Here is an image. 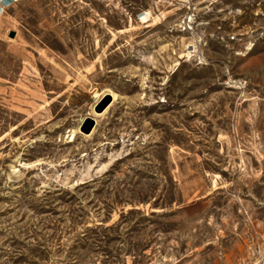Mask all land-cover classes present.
Masks as SVG:
<instances>
[{"label":"rangeland","instance_id":"374dc122","mask_svg":"<svg viewBox=\"0 0 264 264\" xmlns=\"http://www.w3.org/2000/svg\"><path fill=\"white\" fill-rule=\"evenodd\" d=\"M0 264H264V0L8 9Z\"/></svg>","mask_w":264,"mask_h":264},{"label":"water","instance_id":"95a60500","mask_svg":"<svg viewBox=\"0 0 264 264\" xmlns=\"http://www.w3.org/2000/svg\"><path fill=\"white\" fill-rule=\"evenodd\" d=\"M15 35L13 32L9 33V38H13ZM111 100L109 96H105L94 108L96 114H101L105 108L110 104ZM95 122L93 119L86 118L79 128V132L83 135H89L93 130Z\"/></svg>","mask_w":264,"mask_h":264},{"label":"bare ground","instance_id":"6f19581e","mask_svg":"<svg viewBox=\"0 0 264 264\" xmlns=\"http://www.w3.org/2000/svg\"><path fill=\"white\" fill-rule=\"evenodd\" d=\"M22 0H0V21L4 17L6 11L10 9L12 6H14L16 3L21 2ZM147 17H151V14L149 12H146L143 14V16L140 18L142 23H145L147 21ZM130 30H123L120 31V34L129 33ZM113 99L114 96L110 95ZM72 140V139H71Z\"/></svg>","mask_w":264,"mask_h":264}]
</instances>
